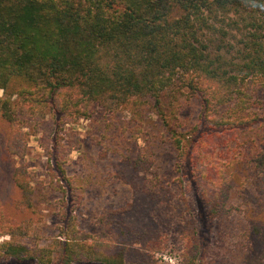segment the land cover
Listing matches in <instances>:
<instances>
[{
  "label": "trees",
  "instance_id": "obj_1",
  "mask_svg": "<svg viewBox=\"0 0 264 264\" xmlns=\"http://www.w3.org/2000/svg\"><path fill=\"white\" fill-rule=\"evenodd\" d=\"M175 84L199 98L201 117L214 126L194 156L210 215L229 210V192L244 177L257 193L247 217L252 229L264 234V151L258 139L264 130V0H0V119L8 125L9 154L24 157L32 129L51 153L50 169L67 178L66 156L79 137L64 133V125L88 117L92 104L107 122V153L128 158L119 148L130 144L128 135L141 133L142 119L151 112L159 139H169L181 154L184 134L163 102ZM259 100L262 110L248 118L236 115ZM239 138L248 145L240 148ZM232 140L239 149L232 151ZM218 142L224 143L230 174L200 150ZM146 147L131 162L148 172L154 159ZM150 173L145 192L166 194L156 184L158 175ZM56 175L51 172L52 181ZM12 179L22 204L31 208L33 175L24 163L14 167ZM64 220V238L56 247L28 246L23 239L33 233L32 219L11 222L0 201V236L8 237L0 242V259L137 264L125 260L124 226L110 223V237L80 229L71 215Z\"/></svg>",
  "mask_w": 264,
  "mask_h": 264
},
{
  "label": "rangeland",
  "instance_id": "obj_2",
  "mask_svg": "<svg viewBox=\"0 0 264 264\" xmlns=\"http://www.w3.org/2000/svg\"><path fill=\"white\" fill-rule=\"evenodd\" d=\"M178 84L164 92L163 102L171 123L184 134L183 153L175 150L169 139H159L157 118L151 112L142 119L141 133L128 135L130 144L126 146L124 142L119 148L128 158H122L120 152L107 153L104 146L109 135L107 122L103 110L92 104L88 117L64 125V133L73 131L79 137L66 156L67 178L54 167L50 169L51 153L42 146L40 134L32 129L24 157L20 159L9 154L4 147L8 125L0 119V201L11 222L32 219L33 233L23 242L28 246L49 244L56 247L64 238V216L68 214L76 218L77 227L94 235L112 237L108 230L110 223L124 226L129 237L121 247H124L127 263L264 264V234H257L247 217L250 215L248 209L257 200L249 180L241 178L237 188L229 192L226 199L229 210L215 217L210 215L198 184L194 156L199 140L206 139L214 126L201 117L199 98ZM2 93L0 90V95ZM261 103L259 100L243 114L239 110L236 115L248 118V113L262 110ZM258 137L259 149L264 151L261 146H264V130ZM239 140L238 143L244 145L240 148L248 145L243 138ZM229 144L232 151L235 147L239 149L234 140ZM147 145L154 162L145 172L142 167L135 169L131 159L147 150ZM223 145L208 143L200 150L207 157L224 163L223 169L230 174L233 168L225 158ZM255 148L252 146L253 151ZM187 151L188 158L183 160ZM235 153L240 158V152ZM21 162L33 175L31 208L22 204L12 179L14 167ZM51 172L57 174L53 181ZM150 172L158 175L156 184L163 185L166 194L158 190L155 194L145 192V175L152 176ZM114 238L113 241L122 242L120 237ZM4 239L8 237L0 236V242ZM0 264L39 263L7 258L0 259ZM74 264L103 263L77 261Z\"/></svg>",
  "mask_w": 264,
  "mask_h": 264
}]
</instances>
